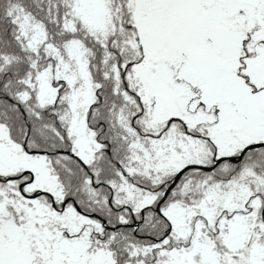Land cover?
<instances>
[{"label":"snow or ice","instance_id":"6c2138e0","mask_svg":"<svg viewBox=\"0 0 264 264\" xmlns=\"http://www.w3.org/2000/svg\"><path fill=\"white\" fill-rule=\"evenodd\" d=\"M0 264H264V0H0Z\"/></svg>","mask_w":264,"mask_h":264}]
</instances>
